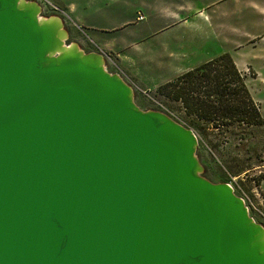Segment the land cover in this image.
Here are the masks:
<instances>
[{
	"label": "water",
	"instance_id": "1",
	"mask_svg": "<svg viewBox=\"0 0 264 264\" xmlns=\"http://www.w3.org/2000/svg\"><path fill=\"white\" fill-rule=\"evenodd\" d=\"M0 0V264H264V227L201 175L198 137Z\"/></svg>",
	"mask_w": 264,
	"mask_h": 264
},
{
	"label": "rangeland",
	"instance_id": "2",
	"mask_svg": "<svg viewBox=\"0 0 264 264\" xmlns=\"http://www.w3.org/2000/svg\"><path fill=\"white\" fill-rule=\"evenodd\" d=\"M26 1L38 3L42 17L62 20L66 43H77L84 52H106L111 58L104 60L108 72H122L118 63L125 57L135 104L180 123L171 107L177 109V103L156 97V87L175 79L181 66L228 53L242 70L263 125L240 124L234 128L236 135L222 133L216 140L207 134L212 129H192L198 137L195 154L201 175L215 183L232 181L250 215L264 227V0ZM138 12L144 20H137ZM211 139L216 147H211Z\"/></svg>",
	"mask_w": 264,
	"mask_h": 264
},
{
	"label": "trees",
	"instance_id": "3",
	"mask_svg": "<svg viewBox=\"0 0 264 264\" xmlns=\"http://www.w3.org/2000/svg\"><path fill=\"white\" fill-rule=\"evenodd\" d=\"M155 96L177 103V119L196 132L214 135L234 131L240 124L263 125L257 103L252 99L232 57L223 53L189 69L155 89ZM238 125V126H237ZM229 128L231 130L229 131ZM218 133H214V130ZM211 147L217 145L209 141ZM264 175L262 176V179ZM261 179V180H262Z\"/></svg>",
	"mask_w": 264,
	"mask_h": 264
},
{
	"label": "crops",
	"instance_id": "4",
	"mask_svg": "<svg viewBox=\"0 0 264 264\" xmlns=\"http://www.w3.org/2000/svg\"><path fill=\"white\" fill-rule=\"evenodd\" d=\"M120 56V54H118V57ZM211 58H213V56L212 55H209V56H207L206 58H204V60L202 61V63L203 62H205V61H207V60H210ZM119 60H120V58H119ZM120 63H118L119 64V70L120 71H122V72H118V74L128 83V84H130V85H133L134 86V84L132 83V78L126 73V69L124 68V66H125V64L127 63V61H126V58L125 57H123V59L122 60H120L119 61ZM200 62H195V64H186L185 66H181V68H177V75H179L180 73H183V72H185V71H187V70H189V69H191V68H193V67H195L196 65H198ZM200 65V64H199ZM235 65H236V67H237V64L235 63ZM237 69L239 70V72L240 73H242V70L241 69H239L238 67H237ZM126 73V74H125Z\"/></svg>",
	"mask_w": 264,
	"mask_h": 264
},
{
	"label": "built area",
	"instance_id": "5",
	"mask_svg": "<svg viewBox=\"0 0 264 264\" xmlns=\"http://www.w3.org/2000/svg\"><path fill=\"white\" fill-rule=\"evenodd\" d=\"M137 20L138 21H142L144 20V15L141 13V12H138V16H137ZM98 51L99 53L103 56L104 60L108 61V62H111V58L109 55L106 54V52H104L103 50H101L100 48H98ZM232 181L228 182L229 185H231V187L233 188L232 186ZM234 189V188H233ZM235 191V190H234ZM243 199V198H242ZM244 200V199H243ZM245 202V200H244ZM246 204V203H245ZM248 207V206H247ZM249 210V209H248Z\"/></svg>",
	"mask_w": 264,
	"mask_h": 264
}]
</instances>
